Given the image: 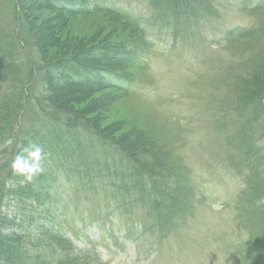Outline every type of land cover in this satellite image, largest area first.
I'll use <instances>...</instances> for the list:
<instances>
[{
    "label": "rangeland",
    "instance_id": "obj_1",
    "mask_svg": "<svg viewBox=\"0 0 264 264\" xmlns=\"http://www.w3.org/2000/svg\"><path fill=\"white\" fill-rule=\"evenodd\" d=\"M97 1L116 19L105 11L72 18L44 39L59 37L57 50L65 54L91 41L136 53L131 83L103 98L92 95L79 109L101 103L90 117L103 131L115 123L122 125L119 136L145 131L183 176L182 196L169 229L159 232L151 228L153 202L145 203L153 188L140 191L139 206L128 211L107 202L129 203L131 196L99 203L72 197L67 235L103 264H264V115L256 119L255 104L244 105L264 77V0H198L187 19L165 18L150 0ZM41 2L18 4L33 26L58 21L31 11ZM16 15L15 0H0V46L7 53L20 33ZM21 114L27 124L34 116L31 106Z\"/></svg>",
    "mask_w": 264,
    "mask_h": 264
},
{
    "label": "trees",
    "instance_id": "obj_2",
    "mask_svg": "<svg viewBox=\"0 0 264 264\" xmlns=\"http://www.w3.org/2000/svg\"><path fill=\"white\" fill-rule=\"evenodd\" d=\"M41 1L33 4L31 11H48L58 21L52 17L42 26H33L27 10L15 0L20 25L15 50L7 53L0 46V90L6 91L0 94V264H99L91 252L78 250L65 235L72 197H85L92 203L101 193L109 199L112 191L124 196L139 188L148 194L152 183L153 194L160 201L175 204L182 189L180 177L169 166V153L145 131L141 132L148 139L128 132L117 135L122 126L118 123L103 131L97 118L90 117L101 112V103L99 108L91 102L79 109L81 104L90 103L92 95L103 98L124 88L116 81L130 76L127 72L136 53L119 43L91 41L81 50L65 54L57 50L59 37L44 39L49 28L60 29L69 19L105 11L115 20L116 12L100 6L97 0ZM197 2L150 0L167 19L189 18ZM26 37L36 55L29 51L28 64H22L16 45L20 49L22 40L28 46ZM257 72L260 78L262 74ZM259 80L248 93V101L263 109L264 77ZM107 103L104 100L106 111ZM27 106L34 114L29 124L21 115ZM137 140L144 141L151 151L134 143ZM31 146L42 149L41 170L21 175L13 163L18 156H26L24 150ZM140 150L146 153L139 154ZM140 159H148V171L138 168ZM156 161L159 163L154 164ZM129 162L136 168L125 169ZM171 214L172 209L159 226L168 225Z\"/></svg>",
    "mask_w": 264,
    "mask_h": 264
},
{
    "label": "clouds",
    "instance_id": "obj_3",
    "mask_svg": "<svg viewBox=\"0 0 264 264\" xmlns=\"http://www.w3.org/2000/svg\"><path fill=\"white\" fill-rule=\"evenodd\" d=\"M24 152L27 155L18 156L13 163V167L17 170V172L24 175L40 171L42 149L39 146H31L30 148L25 149Z\"/></svg>",
    "mask_w": 264,
    "mask_h": 264
}]
</instances>
